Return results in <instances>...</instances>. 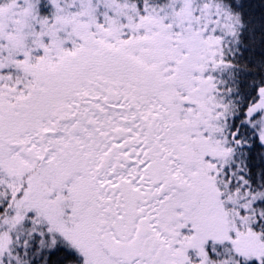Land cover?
<instances>
[{"label": "snow or ice", "instance_id": "snow-or-ice-1", "mask_svg": "<svg viewBox=\"0 0 264 264\" xmlns=\"http://www.w3.org/2000/svg\"><path fill=\"white\" fill-rule=\"evenodd\" d=\"M0 264H264V0H0Z\"/></svg>", "mask_w": 264, "mask_h": 264}]
</instances>
